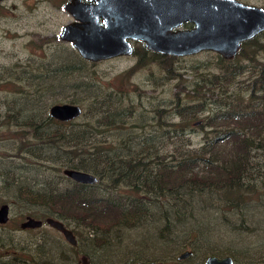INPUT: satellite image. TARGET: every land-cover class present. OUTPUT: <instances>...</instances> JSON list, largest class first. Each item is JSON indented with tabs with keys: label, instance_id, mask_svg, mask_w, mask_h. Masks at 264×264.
Returning a JSON list of instances; mask_svg holds the SVG:
<instances>
[{
	"label": "rangeland",
	"instance_id": "obj_1",
	"mask_svg": "<svg viewBox=\"0 0 264 264\" xmlns=\"http://www.w3.org/2000/svg\"><path fill=\"white\" fill-rule=\"evenodd\" d=\"M68 1L0 0V205H9V219L0 223V264L13 254L22 264H134L139 260L204 264L210 254L230 255L234 264H264V196L238 205L227 203L216 191L194 190L188 200L191 205L185 206L174 203V193L163 197L150 190L145 194L147 209L140 222L129 225L119 221L100 227L73 214L78 213L74 203H66L69 208L59 215V207L51 209L50 199L46 200L49 206L30 202L20 193L26 187L47 191L57 184V188H77L74 182L78 181L64 174L59 163L48 159L55 154L57 145L46 134L37 138L57 127L49 118V106L72 102L73 96H79L70 86L82 76L90 81L96 94L91 102L85 99L82 103L87 114L70 120L53 118L77 130L87 146L96 141L123 152H146L150 147L149 151L158 152L160 158L175 162L180 151L202 144L205 129H209L203 127L206 118L220 107L213 100L220 95L217 87L214 92L199 87L209 73L220 72L217 52L175 55L167 68L148 48L144 50V42L136 40L131 54L84 60L72 42L60 37L62 27L76 20L64 7ZM242 1L264 7V0ZM191 26L190 22L181 25ZM256 36L246 46V57L240 58L245 64H253L249 56L264 63V31ZM139 54L144 55V62L136 65ZM78 57L83 61L81 70L73 66ZM65 63L72 68L62 67L56 73L55 69ZM247 68L229 82L228 93L247 94L245 84L251 74L250 66ZM202 93L207 97L205 109L196 110L190 118L184 111L177 113L178 101L196 102V94ZM105 104L118 118L115 116L112 124L97 125L94 111ZM179 123L186 126L176 134L173 124ZM36 147L45 155H40ZM94 184L90 186L93 194L110 193L122 204L131 193L125 183L113 185L104 180ZM175 209L180 210L178 215ZM27 216L41 219L42 225L22 227ZM50 217L75 228L76 248L54 233ZM185 250L192 253L179 258ZM65 251L70 254L68 259H63Z\"/></svg>",
	"mask_w": 264,
	"mask_h": 264
},
{
	"label": "trees",
	"instance_id": "obj_2",
	"mask_svg": "<svg viewBox=\"0 0 264 264\" xmlns=\"http://www.w3.org/2000/svg\"><path fill=\"white\" fill-rule=\"evenodd\" d=\"M256 37L243 41L241 50L232 59H226L221 54H217L216 62L220 72L209 73L210 75L202 79L204 81L200 83L199 87L213 92V89L217 87L220 90V95L213 100L220 107L206 118L203 127L208 126L209 129H205L202 144L197 147H186L185 150L180 151L175 162L160 158L158 152L149 151L150 147L146 152H123L116 150V147L111 145H99L96 141L87 146L77 130L66 127L67 122L59 121L49 113L50 120H55L57 127L54 130L44 131L37 138L39 140L46 134L48 140L57 145L58 149L55 150V154L48 157L49 161L53 160L64 168L88 172L91 170L99 177L97 183L109 180V183H113V185L128 184L131 187V197L129 196L125 203L122 204L117 199H113L110 193L95 195L90 190L93 188L90 186L95 184L89 185L80 182H74L77 188H57L59 186L57 184L49 186L47 191H36L31 187H26L20 193L26 196L30 202H45L49 206V201L46 200L50 199L51 209L59 207L58 214L69 208L66 203L69 206L74 203L75 211L78 210V213L74 212L73 214L79 218L88 219L89 222H93L91 224L100 227L119 221L129 225L140 222L147 209L144 201L145 194L150 190L163 197L174 193L171 194L172 197L176 196L174 203L185 206L187 203L190 204L188 200L193 197L194 190L216 191L226 198L227 203H237L238 205L244 203L246 199L264 196V169L261 168L264 167V63L252 56L248 57L252 59V65L245 64L240 59L241 56L246 57V46L248 43L254 42ZM143 48L147 50L145 46ZM150 51L160 65L170 68V60L175 55ZM135 52L139 53V50L135 49ZM142 54H139L136 65L143 64L144 55ZM82 62L78 57L73 66L81 70ZM249 66L251 74L247 77L245 84L247 94L242 91L228 93L229 82L238 73L249 69L247 68ZM62 67L63 69L72 68L70 63H65L57 67L55 72L58 73L57 70ZM82 77L74 81L70 89L80 93L79 96L71 98V103L81 105V115H84L88 110L84 111L82 103L85 99H91V102L96 94L90 81ZM196 96V102L178 101L177 113L180 114L184 111L190 118L196 110L205 109L206 95L202 93L196 94ZM95 114H97L96 124L101 126L112 124L115 116L118 118L114 112L111 113L106 109V104L101 110L94 111ZM8 115L11 116V114ZM173 125L176 134H181L186 126L184 123ZM93 127L97 132H101L98 126L94 125ZM81 132L83 134L85 131L81 130ZM25 145L26 143L22 150ZM36 149L40 155H45L40 147H36ZM114 152H120V155H116ZM257 157H259V161L256 159ZM259 165L260 167L257 168ZM183 188L188 189L187 192H184ZM141 189L143 192L139 194ZM175 210L177 213L175 214L178 215L180 210ZM72 212L73 210L70 209L69 213ZM165 216L167 217L168 214ZM89 222L88 224H90ZM9 259L1 261V264H22L21 260L17 258Z\"/></svg>",
	"mask_w": 264,
	"mask_h": 264
},
{
	"label": "water",
	"instance_id": "obj_3",
	"mask_svg": "<svg viewBox=\"0 0 264 264\" xmlns=\"http://www.w3.org/2000/svg\"><path fill=\"white\" fill-rule=\"evenodd\" d=\"M64 7L76 19L62 27L60 37L72 42L80 56L97 61L133 52L132 40L163 54L189 55L212 50L226 59L234 58L242 42L264 31V7L242 0H69ZM102 18V19H101ZM190 22L191 27L181 25ZM52 117L75 119L82 106L71 102L54 103ZM71 179L93 184L94 173L64 168ZM9 205H0V223L8 219ZM72 244L74 233L60 219L48 218ZM42 221L28 216L22 227L40 226ZM192 250L180 253L179 258ZM134 264H162L139 260ZM205 264H234L230 255L210 254Z\"/></svg>",
	"mask_w": 264,
	"mask_h": 264
},
{
	"label": "flooded vegetation",
	"instance_id": "obj_4",
	"mask_svg": "<svg viewBox=\"0 0 264 264\" xmlns=\"http://www.w3.org/2000/svg\"><path fill=\"white\" fill-rule=\"evenodd\" d=\"M102 19V18H101ZM133 41H136V40H132V42ZM27 219V218H26ZM63 222V224H64V226L65 227H67V228H69L73 233H74V235L76 236V238H78V234H77V231L75 230V228L74 227H72L71 225H66L65 224V222L64 221H62ZM52 228H54V233L56 234V235H61V236H63L64 238H66L65 236H64V233L61 231V230H59L58 228H56V227H54V226H51ZM67 243H69V242H67ZM69 246H71V247H77V244H68ZM63 259H68L69 258V256H70V254L69 253H67V251H65L63 254ZM16 258L17 256H16V254H13L12 255V257L11 258ZM72 258V257H71ZM10 260V259H9ZM204 264H205V262H204Z\"/></svg>",
	"mask_w": 264,
	"mask_h": 264
},
{
	"label": "bare ground",
	"instance_id": "obj_5",
	"mask_svg": "<svg viewBox=\"0 0 264 264\" xmlns=\"http://www.w3.org/2000/svg\"><path fill=\"white\" fill-rule=\"evenodd\" d=\"M74 169V168H73ZM84 171V170H83ZM88 172V171H87ZM98 177V176H97ZM98 180H99V177H98ZM98 180H97V182H98ZM96 183V182H95ZM94 184V183H93ZM28 217V216H27ZM32 217V216H31ZM35 218V217H34ZM8 219H9V211H8ZM8 219H7V221H8ZM37 219V218H36ZM41 220V219H40ZM6 221V222H7ZM42 221V220H41ZM42 223H43V221H42ZM42 225V224H41ZM40 225V226H41ZM36 227H39V226H36ZM25 228H33V227H25Z\"/></svg>",
	"mask_w": 264,
	"mask_h": 264
}]
</instances>
